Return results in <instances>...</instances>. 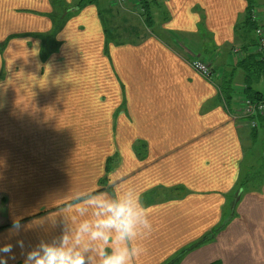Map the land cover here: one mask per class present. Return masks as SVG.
I'll use <instances>...</instances> for the list:
<instances>
[{"label": "crops", "instance_id": "crops-1", "mask_svg": "<svg viewBox=\"0 0 264 264\" xmlns=\"http://www.w3.org/2000/svg\"><path fill=\"white\" fill-rule=\"evenodd\" d=\"M95 1L0 0V264H25L33 252L35 264L48 247L103 264L119 246L115 234L104 241L91 233L106 218L102 205L128 192L140 196L152 224L150 232L140 225L133 246L144 252L133 264H264V118L256 128L234 122L215 87L187 62H207L220 85L231 82L233 98H259L264 75L245 81L239 63L256 43L249 8L262 13L264 0H155L145 34L121 22L143 21L138 0L125 9ZM107 20L112 43L103 32ZM65 45L74 46L80 67L99 55L120 90L110 106L96 100L105 135L114 130L117 145L101 149L95 166L80 162L77 144L68 142L77 115L90 130L92 99L77 109L75 96L59 94L60 68L48 64ZM113 154L116 179L87 196Z\"/></svg>", "mask_w": 264, "mask_h": 264}, {"label": "rangeland", "instance_id": "rangeland-1", "mask_svg": "<svg viewBox=\"0 0 264 264\" xmlns=\"http://www.w3.org/2000/svg\"><path fill=\"white\" fill-rule=\"evenodd\" d=\"M162 2V0H156V4L159 6V4ZM114 3V2H113ZM154 2H152V6ZM122 4L120 7L124 8L128 7L129 0H122L120 2ZM264 10V9H263ZM138 20V19H135ZM134 19L128 20V19H122L121 22H124V27H127L129 30L131 27L134 28V30H138L139 33L145 34L147 33V28L142 24L143 21H140V23H136ZM140 20V19H139ZM142 20V19H141ZM127 22V23H126ZM107 30L108 35H106L109 38V43H112L113 36L112 30L113 25L110 24V22L107 20ZM115 28V27H114ZM115 30V29H114ZM78 31V30H77ZM76 31V32H77ZM77 37H80V34H85L84 32H77ZM79 43V42H78ZM79 48L82 47V45L79 43ZM66 49V53L62 55H56L54 56V59L49 61V66L56 68H60V80H57L59 82L60 88H59V94L61 96H75L76 97V108L77 109H88L87 107H90L91 105L87 101L86 103H79L80 100H83L86 97H91L92 99V113L90 115L89 112H86V117H90L91 122V128L88 131H84L85 127V118H79L77 115L76 120V128L71 135V138L68 139V142H73L77 144V152L75 153V156L77 159H80V162L83 161L86 164L90 166L97 165L96 157L103 151L101 149L103 148H112L116 147L115 140H117V136L115 135V131L111 130L112 135H105V126H103V123L101 121V104L100 102L96 104V100L98 99H106L108 106H110V103H113L116 100V97L120 95L119 87L116 86L114 81L106 78V73L103 70V66L101 64V60L99 59V55L93 54L89 57H84L86 60L85 63L87 66L80 67L75 63V60L78 61L80 56L77 55H71L73 53V47L72 45L64 46ZM64 50V51H65ZM69 50V51H68ZM68 51V52H67ZM50 57V56H49ZM48 57V58H49ZM2 62V61H1ZM88 63H90L88 65ZM73 70H75L73 72ZM70 72V73H68ZM83 74H86L84 77ZM108 76V75H107ZM57 78H48V81H56ZM33 90V91H32ZM45 90L49 92L51 90L50 87L45 86ZM36 94L35 89H29L28 95ZM121 94H123V91L121 89ZM89 99V98H86ZM105 123V122H104ZM90 132V133H87ZM82 147L84 149H82ZM86 148V149H85ZM115 159L116 155L113 154L111 157H108L105 161L104 165V174L102 177H99L95 179V185L91 192L95 191H103L104 189H107V186H109V182L111 179H116V175L114 174V165H115ZM256 169H253L254 172ZM257 167V171H259ZM261 171H264L262 169ZM98 193V192H97ZM111 198L115 201V194L113 189L108 193ZM224 222V219L221 223ZM217 231V229L215 230ZM216 234V233H213Z\"/></svg>", "mask_w": 264, "mask_h": 264}, {"label": "clouds", "instance_id": "clouds-1", "mask_svg": "<svg viewBox=\"0 0 264 264\" xmlns=\"http://www.w3.org/2000/svg\"><path fill=\"white\" fill-rule=\"evenodd\" d=\"M106 218L102 219L92 231L93 239L109 240L113 233L119 246L115 247L110 254L106 253L103 264H133L144 248L140 243L133 246L140 234V225L143 224L148 232L152 229L149 219L150 213L141 203L140 196L128 192L117 202L102 205ZM17 229L19 223L15 224ZM81 231L89 230L88 224L81 225ZM45 257L35 259V264H85V257L81 252L75 254L60 249L48 247L45 249ZM37 253H29L25 264H30Z\"/></svg>", "mask_w": 264, "mask_h": 264}, {"label": "built area", "instance_id": "built-area-1", "mask_svg": "<svg viewBox=\"0 0 264 264\" xmlns=\"http://www.w3.org/2000/svg\"><path fill=\"white\" fill-rule=\"evenodd\" d=\"M113 1L117 7L121 8L120 6L122 4H120V2L122 0ZM262 18L264 20V12L261 13L259 10L252 7L250 10V19L257 25L254 29L256 45L253 49V53L260 60L264 59V26L260 25V20ZM187 62L193 71L198 73V75H200L204 80L208 81L215 87L225 111L234 122L248 120V124L251 128L257 127L256 119L264 118V91L257 99H250L244 95H237L234 97L235 99L233 98L230 103H227L221 93V89L216 83L218 77L217 75L214 76L211 66L207 62L195 56L189 58Z\"/></svg>", "mask_w": 264, "mask_h": 264}, {"label": "trees", "instance_id": "trees-1", "mask_svg": "<svg viewBox=\"0 0 264 264\" xmlns=\"http://www.w3.org/2000/svg\"><path fill=\"white\" fill-rule=\"evenodd\" d=\"M81 2L85 3V0H80ZM94 2L95 0H90V2ZM96 2V1H95ZM152 2H155V0H138V5H140V10L143 11L142 15H143V24L144 26L147 28V29H152L153 28V19H150L151 18V14L149 13V10H148V3H152ZM252 8H249V14L247 16V19L251 25L252 28H256V23L252 22L251 19H250V10ZM255 25V26H254ZM104 32V35H108V30H107V27L105 26V29L103 30ZM112 36H114V32H112L111 34ZM106 39H109L108 37ZM106 41V40H105ZM113 41V40H112ZM50 43H54V42H50ZM256 45V43H255ZM105 46V45H104ZM55 47V45H54ZM58 47V44L56 43V47ZM246 56L243 55V57L241 58V61H240V68L242 69L243 68V73L245 75V81L246 79L250 76L252 78V80L254 81L255 79L258 78V76L261 74V75H264V59H258L257 56L253 53L252 54H245ZM48 56H45L44 59H47ZM248 63V64H246ZM256 73H257V76H256ZM249 74V75H248ZM256 76V77H255ZM219 80L218 79L216 81L217 85L219 86V88L221 89V93L224 97V99L226 100L227 103H230L231 99L233 98L234 95H231V93L233 92V87L231 85V82L229 80H226V79H222L221 80V85L219 84ZM245 89H243V93L246 89L249 90L248 88V85L247 83H245ZM245 94V93H244ZM245 97H248V98H251L249 95H244ZM253 178L252 180L256 181L257 178H255L256 176H258V171H255L254 174H253ZM246 184L243 183L241 184L240 187H243L245 186ZM239 189V188H238ZM241 189V188H240ZM99 191H95L87 196H90L94 193H97ZM84 197H81L79 199H76L75 201H78V200H82ZM75 201H71L69 203H72V202H75ZM220 226H217L215 227V229H212V231L209 232V234H207L205 236V238L207 239H210L214 234L213 233H216L217 231H215L216 229H218ZM203 242V240L201 241Z\"/></svg>", "mask_w": 264, "mask_h": 264}, {"label": "water", "instance_id": "water-1", "mask_svg": "<svg viewBox=\"0 0 264 264\" xmlns=\"http://www.w3.org/2000/svg\"><path fill=\"white\" fill-rule=\"evenodd\" d=\"M263 12H264V10H263Z\"/></svg>", "mask_w": 264, "mask_h": 264}]
</instances>
